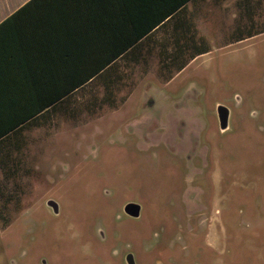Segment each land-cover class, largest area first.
<instances>
[{
    "label": "rangeland",
    "instance_id": "obj_1",
    "mask_svg": "<svg viewBox=\"0 0 264 264\" xmlns=\"http://www.w3.org/2000/svg\"><path fill=\"white\" fill-rule=\"evenodd\" d=\"M252 8L242 42L133 104L132 123L95 119L86 137L105 135L2 183L0 264H264V0Z\"/></svg>",
    "mask_w": 264,
    "mask_h": 264
},
{
    "label": "crops",
    "instance_id": "obj_2",
    "mask_svg": "<svg viewBox=\"0 0 264 264\" xmlns=\"http://www.w3.org/2000/svg\"><path fill=\"white\" fill-rule=\"evenodd\" d=\"M256 4L0 0V184L52 171L54 157L83 148L69 142L105 135L86 137L95 119L132 123L123 119L133 104L152 107L148 94L174 87L214 46L242 42Z\"/></svg>",
    "mask_w": 264,
    "mask_h": 264
},
{
    "label": "water",
    "instance_id": "obj_3",
    "mask_svg": "<svg viewBox=\"0 0 264 264\" xmlns=\"http://www.w3.org/2000/svg\"><path fill=\"white\" fill-rule=\"evenodd\" d=\"M218 120H219V126L221 130H225L227 128V122H228V110L225 108L219 107L218 109ZM48 206L51 207L54 214L58 213V207L54 203H48ZM124 212L126 215H128L131 218H138L140 214V207L134 204H128L124 208ZM128 264H133L132 258L127 259Z\"/></svg>",
    "mask_w": 264,
    "mask_h": 264
},
{
    "label": "trees",
    "instance_id": "obj_4",
    "mask_svg": "<svg viewBox=\"0 0 264 264\" xmlns=\"http://www.w3.org/2000/svg\"><path fill=\"white\" fill-rule=\"evenodd\" d=\"M88 79H89V77H86V78H85V81H87ZM82 83H83L82 80H80L79 83L77 84V86L75 85V86H73V87H75V88H76V87H80V85H82ZM63 95H65V94H63Z\"/></svg>",
    "mask_w": 264,
    "mask_h": 264
},
{
    "label": "flooded vegetation",
    "instance_id": "obj_5",
    "mask_svg": "<svg viewBox=\"0 0 264 264\" xmlns=\"http://www.w3.org/2000/svg\"><path fill=\"white\" fill-rule=\"evenodd\" d=\"M190 142V141H189Z\"/></svg>",
    "mask_w": 264,
    "mask_h": 264
}]
</instances>
